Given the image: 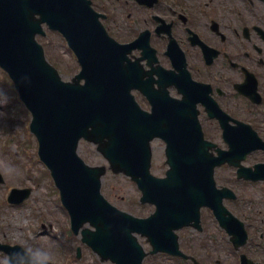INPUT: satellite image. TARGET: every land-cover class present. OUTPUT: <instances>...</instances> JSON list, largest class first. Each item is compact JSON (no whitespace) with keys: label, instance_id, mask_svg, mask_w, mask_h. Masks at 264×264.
Returning <instances> with one entry per match:
<instances>
[{"label":"water","instance_id":"obj_1","mask_svg":"<svg viewBox=\"0 0 264 264\" xmlns=\"http://www.w3.org/2000/svg\"><path fill=\"white\" fill-rule=\"evenodd\" d=\"M43 22L59 30L79 58L81 70L71 82L61 80L35 40L36 33H44ZM103 32L89 0H0V66L31 113L38 155L59 189L72 231L80 232L81 241L101 260L113 264H142L146 253L134 233L147 237L150 253L186 257L174 230L190 224L199 227V207L208 205L237 244L242 224L222 205V197L234 194L215 188L213 167L222 157L208 154L212 143L202 140L193 103L147 88L154 107L151 113L141 110L130 94L131 88L140 89L139 69L124 63V50ZM179 125L180 134H174ZM154 136L167 142L168 169L163 177L149 170V142ZM81 137L97 144L113 172H123L137 183L140 201L153 203L154 212L136 217L104 198L100 178L105 166H90L77 154ZM226 138L231 151L223 158L235 154L237 163L243 157L238 151L256 143L232 130ZM30 190L14 188L10 200L19 203ZM0 249L9 255L8 264H38L20 245L0 243Z\"/></svg>","mask_w":264,"mask_h":264},{"label":"rangeland","instance_id":"obj_2","mask_svg":"<svg viewBox=\"0 0 264 264\" xmlns=\"http://www.w3.org/2000/svg\"><path fill=\"white\" fill-rule=\"evenodd\" d=\"M44 29L45 35H38L37 39L44 46L45 56L57 68L63 80L71 79L78 70L72 51L59 33L46 27ZM134 93L139 104L147 108L140 94ZM17 98L10 79L0 69V172L4 177V182L0 183V240L18 243L31 251H50L54 264H111L110 261H100L98 256L80 241L79 236L70 231L68 214L59 200L58 191L49 172L38 158L37 141L29 132L30 114L21 102H17ZM215 127V123L209 122L204 126V131L214 135L211 140L218 146L225 147ZM163 146L159 139L152 142L151 172L157 176H163L167 168L163 163ZM78 154L89 165L107 164L95 145L90 142L81 140ZM262 158V154L256 152L248 157L245 163L250 165ZM214 177L217 185H227L237 193V199L225 201L232 213L244 221L248 230L264 232V184L236 182L233 171L228 166L216 169ZM23 186L32 187L28 199L19 205L7 203L5 198L9 188ZM101 192L110 203L132 215L144 217L154 210L153 205L139 202V190L135 183L123 174H114L108 170L101 179ZM202 219L203 236H209L208 246L210 242H214L206 250H197L204 264H237L238 257L236 258V253L227 240V234L219 228L210 211L205 209ZM178 234L184 250L187 245L196 250L199 234L188 228L178 231ZM138 240L145 250L150 249L144 237L138 235ZM261 242L264 244V239ZM215 243L219 245L215 247ZM77 246L81 248L79 258L75 257ZM253 256L260 260L264 258V251L257 247L256 255ZM6 259V255L0 252V264H4ZM144 264L184 263L167 255L157 254L146 256Z\"/></svg>","mask_w":264,"mask_h":264},{"label":"flooded vegetation","instance_id":"obj_3","mask_svg":"<svg viewBox=\"0 0 264 264\" xmlns=\"http://www.w3.org/2000/svg\"><path fill=\"white\" fill-rule=\"evenodd\" d=\"M91 3L103 14L102 23L116 40L128 42L140 33V50L134 49L132 54H140V63L147 70L158 66L171 70L175 81L163 80L156 72L152 76L173 96H180L177 82L182 79L202 83L222 111L251 125L264 140V0ZM197 106L200 116H205L203 106ZM209 122L217 124L201 118L203 131ZM215 130L220 134L218 124ZM204 135L209 139L214 136L206 131ZM257 151L262 152L263 160L264 152ZM203 216L201 210V230L188 227L200 235L196 250L191 245L186 247L200 262L203 259L197 250H206L209 240V236H203Z\"/></svg>","mask_w":264,"mask_h":264},{"label":"clouds","instance_id":"obj_4","mask_svg":"<svg viewBox=\"0 0 264 264\" xmlns=\"http://www.w3.org/2000/svg\"><path fill=\"white\" fill-rule=\"evenodd\" d=\"M33 255L35 256L38 264H50L52 260V254L47 250L34 249L32 250ZM4 264H7V261H4Z\"/></svg>","mask_w":264,"mask_h":264}]
</instances>
